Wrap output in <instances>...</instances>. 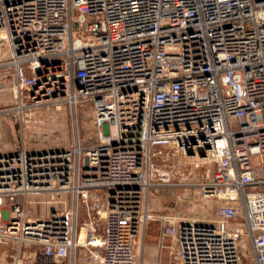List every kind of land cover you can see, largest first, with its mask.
<instances>
[{"label": "built area", "instance_id": "2783aa9c", "mask_svg": "<svg viewBox=\"0 0 264 264\" xmlns=\"http://www.w3.org/2000/svg\"><path fill=\"white\" fill-rule=\"evenodd\" d=\"M0 87L19 135L0 154L9 264H149V193L187 164L216 205L159 216L150 264H264V0H0ZM61 106H88L95 140L27 145ZM34 197L53 208L30 216Z\"/></svg>", "mask_w": 264, "mask_h": 264}, {"label": "rangeland", "instance_id": "374dc122", "mask_svg": "<svg viewBox=\"0 0 264 264\" xmlns=\"http://www.w3.org/2000/svg\"><path fill=\"white\" fill-rule=\"evenodd\" d=\"M10 95L5 89L0 87V110L8 107ZM4 117H9L3 115ZM45 123L41 126L28 129L25 141L29 146H39L43 148H67L78 134L83 144H91L95 140V128L92 124L91 111L88 106L77 109L76 119L73 117L72 109L68 106H61L58 110L52 108L50 111L43 112ZM161 155L166 157L167 150ZM171 158L168 163H171ZM192 165L170 173V180L161 187L151 189L148 197V208L152 219L149 220L144 232L145 246L149 253L150 263L155 260L156 239L159 230L158 217L184 216L195 219L208 217L214 209V200L203 199L199 192L198 183L206 177L207 166L200 165L198 169H193ZM100 195L101 193H96ZM29 211L38 215H43L46 208L43 204L30 205ZM83 221V218H80ZM171 241L166 240L169 244ZM84 249L78 251L77 264H88L86 257H83ZM28 249L23 250V264H69L68 260L55 262L51 259L38 256L35 262L27 260ZM12 255L8 253L4 245H0V264H9ZM149 263V264H150ZM244 264H251L250 260H245Z\"/></svg>", "mask_w": 264, "mask_h": 264}, {"label": "crops", "instance_id": "0c3cea01", "mask_svg": "<svg viewBox=\"0 0 264 264\" xmlns=\"http://www.w3.org/2000/svg\"><path fill=\"white\" fill-rule=\"evenodd\" d=\"M18 147L19 135L16 120L10 116L7 118L0 115V154L12 152ZM32 202L31 205H38L41 203L46 208L43 215H38L35 212L29 211L28 207L29 215L32 217H42L48 212V210L53 208L49 205H45L42 197H34L32 198Z\"/></svg>", "mask_w": 264, "mask_h": 264}, {"label": "bare ground", "instance_id": "6f19581e", "mask_svg": "<svg viewBox=\"0 0 264 264\" xmlns=\"http://www.w3.org/2000/svg\"><path fill=\"white\" fill-rule=\"evenodd\" d=\"M84 233H82L81 239H83Z\"/></svg>", "mask_w": 264, "mask_h": 264}]
</instances>
